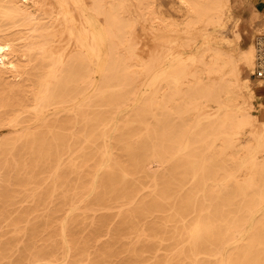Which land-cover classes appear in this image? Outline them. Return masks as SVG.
<instances>
[{"label": "bare ground", "instance_id": "1", "mask_svg": "<svg viewBox=\"0 0 264 264\" xmlns=\"http://www.w3.org/2000/svg\"><path fill=\"white\" fill-rule=\"evenodd\" d=\"M224 1L0 0V187L16 165L32 170L34 187L49 185L45 219L94 206L120 215L112 229L72 240L59 230L66 261L65 251L39 246L49 243L32 237L38 227L26 217L18 236L31 242H0V264H264V119L244 129L250 98H264V83L250 78L264 11L252 9L247 26L223 31L220 43L206 30L222 21ZM141 24L157 46L145 64ZM194 31L204 38L196 52L160 68L177 55L179 34ZM142 65L164 83L131 104Z\"/></svg>", "mask_w": 264, "mask_h": 264}, {"label": "rangeland", "instance_id": "2", "mask_svg": "<svg viewBox=\"0 0 264 264\" xmlns=\"http://www.w3.org/2000/svg\"><path fill=\"white\" fill-rule=\"evenodd\" d=\"M75 0H72L74 2ZM259 2V10H264V0H240L239 3L233 4V7L231 6L232 0L224 1V13H223V19L222 21L217 25L209 24L207 26V33H209L210 37H213V40L222 43V32H238V29L244 28L246 25V18L250 15V11L252 9H255L256 4ZM176 6V5H175ZM235 7V9H234ZM159 15L164 16L166 18H169V13L164 12L162 10H158ZM240 17L239 19L235 18V13ZM234 16V18H233ZM129 21V20H128ZM200 26H205L203 23H199ZM136 33H135V40L138 43L137 44V51L140 53V59L143 62V64L146 63V61L149 59V52L151 49H155L156 43L155 39L153 38V33L149 30L147 24H141V26H136ZM259 33L254 34L252 36V40H254L255 36ZM262 34V33H261ZM187 38L184 37L183 34H179V37L177 38V41H175L178 45L173 47V51H177V55L174 56V58L170 59L168 58L167 62L165 64L158 65L160 68L163 69L171 68L172 66L176 65L175 63L177 61L186 60L192 53L194 54L196 50L201 46L204 38L203 34L200 31H194L190 33ZM134 39V37H133ZM183 41H186L187 45L182 46L181 43ZM142 68H144V65L140 66L139 70V76H138V84L135 87L130 86L128 87L131 90V97L132 102L131 104H138L142 101V98L144 95L148 93L153 87L159 88V86H156L154 84H160V86H163V81L159 77H157L158 71H152V73L145 77V74L143 73ZM251 81L254 85L258 84V80L254 79L253 76H250ZM259 86V85H257ZM166 87V86H164ZM264 88V86H262ZM91 90V89H90ZM89 90V91H90ZM250 101H252L255 105V108H251L250 112L253 114L250 116L249 119V125L245 126L244 129L251 130L253 126H250L253 124V120H257L262 122V119H264L263 111L259 110V108L264 107V98L259 99L258 97H251ZM261 102V103H259ZM112 111V110H111ZM216 111V107H209L208 112L213 113ZM114 112V111H112ZM230 114H239L237 112L236 108H232L229 112ZM117 114L120 116L119 113H113L112 115ZM261 116V117H260ZM118 117V116H117ZM258 118V119H257ZM203 125L206 123L203 121ZM188 138H191V134H188ZM246 144H251V142H246ZM95 148L100 149L102 147V144L95 143L93 144ZM219 149V148H217ZM243 148H239L237 152H241ZM218 151V150H217ZM181 149H178L175 151V149H172L171 152V159L174 160L178 155H180ZM264 154V152H260L259 155ZM24 157H20L17 159L18 163H21L25 160ZM7 160L4 159L1 161V163L6 162ZM12 162L16 163L15 160ZM174 167V166H173ZM32 170L24 171L19 170L18 166H11L9 170L3 171V182L0 187V190L2 191L0 198L6 202L4 205H0V226L2 229H6L5 233L0 237V242L3 241H10L14 247L17 249L18 247H21L23 244H28V242H31V239L27 240L23 237H19L18 235H22L24 233V227L26 224H28L26 217H30L31 224L33 226H37L38 229L33 230L32 237L34 239L37 238V240L42 236L45 235V240L49 244H43L39 245L41 248L48 250L50 248H57L58 251H65V260L67 259H73L68 258L67 252L68 249H66L67 246V239L62 238V233L59 232V230L69 229L70 233V239L72 240V234L75 237L85 235V234H93V233H100L102 230L110 227L111 229L116 225V223L120 220L119 213L115 215H109V212L111 210H104L101 208H98L96 206L92 207L91 209L86 210H76V213H71V220H68V216H51L48 218H44L43 215L45 214V210L49 207H51V203L46 198V191L49 187L44 186V184H41L39 186L34 187V185L30 184L31 179L30 174ZM177 171V170H176ZM176 175V174H175ZM221 181H225L227 179V176H219L217 177ZM15 181L18 182L15 183ZM9 182H12L13 184L6 189L4 186L7 185ZM183 186H190L189 182H183ZM86 203L87 199L91 197L90 195H86ZM19 198V199H17ZM13 199H17L18 202L13 201ZM35 204L38 205V208H35ZM262 211H260L261 215H264V202L262 203ZM30 212V215L27 213ZM88 212L91 215H85V213ZM7 213H10L9 215ZM56 214V212L54 213ZM35 217V218H33ZM7 224V227L4 228V225ZM102 224V226H100ZM247 230L250 229V226H247ZM108 239V235H102L100 236V240L106 241ZM33 245V244H30ZM30 245L27 246V248H30ZM104 244L100 245V247H103ZM26 248V249H27ZM96 250V248H95ZM17 254V251L14 253L13 256L9 257L8 260L14 262L15 256ZM122 256H125V253L121 254ZM11 262V263H12ZM63 263L62 261H58L57 264ZM148 264L153 263V260H150L147 262ZM73 264V263H72ZM79 264V263H75Z\"/></svg>", "mask_w": 264, "mask_h": 264}, {"label": "built area", "instance_id": "3", "mask_svg": "<svg viewBox=\"0 0 264 264\" xmlns=\"http://www.w3.org/2000/svg\"><path fill=\"white\" fill-rule=\"evenodd\" d=\"M255 66L252 72L254 79L264 83V34H258L254 38Z\"/></svg>", "mask_w": 264, "mask_h": 264}, {"label": "crops", "instance_id": "4", "mask_svg": "<svg viewBox=\"0 0 264 264\" xmlns=\"http://www.w3.org/2000/svg\"><path fill=\"white\" fill-rule=\"evenodd\" d=\"M260 1H261V0H260ZM259 3H261V2L258 1V3L256 4V7H254L256 11H261V10H259ZM263 11H264V10H263Z\"/></svg>", "mask_w": 264, "mask_h": 264}]
</instances>
